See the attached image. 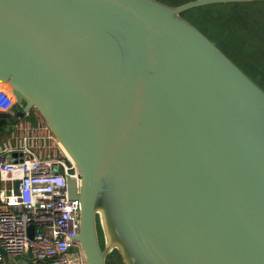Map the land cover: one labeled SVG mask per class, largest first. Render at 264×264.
Segmentation results:
<instances>
[{
    "label": "water",
    "instance_id": "obj_1",
    "mask_svg": "<svg viewBox=\"0 0 264 264\" xmlns=\"http://www.w3.org/2000/svg\"><path fill=\"white\" fill-rule=\"evenodd\" d=\"M253 2L0 0L4 115L77 170L84 264H264V90L183 16Z\"/></svg>",
    "mask_w": 264,
    "mask_h": 264
},
{
    "label": "built area",
    "instance_id": "obj_2",
    "mask_svg": "<svg viewBox=\"0 0 264 264\" xmlns=\"http://www.w3.org/2000/svg\"><path fill=\"white\" fill-rule=\"evenodd\" d=\"M13 106L12 95L0 85V114ZM23 130L16 144L0 146V263L2 253L15 259L32 253L34 264H84L75 241L79 202L67 193L68 179L78 180V172L45 144L55 140L49 130L48 136Z\"/></svg>",
    "mask_w": 264,
    "mask_h": 264
},
{
    "label": "trees",
    "instance_id": "obj_3",
    "mask_svg": "<svg viewBox=\"0 0 264 264\" xmlns=\"http://www.w3.org/2000/svg\"><path fill=\"white\" fill-rule=\"evenodd\" d=\"M158 1L179 6L193 0ZM187 15L194 16L195 21L188 20ZM183 16L209 39L215 40L223 53L245 73L249 71L250 64L253 65V59H264V2L211 5L187 11ZM231 50L236 53L232 54ZM250 75L264 90V77ZM9 121L7 116H1L0 129Z\"/></svg>",
    "mask_w": 264,
    "mask_h": 264
},
{
    "label": "crops",
    "instance_id": "obj_4",
    "mask_svg": "<svg viewBox=\"0 0 264 264\" xmlns=\"http://www.w3.org/2000/svg\"><path fill=\"white\" fill-rule=\"evenodd\" d=\"M0 116H5L4 114H0ZM27 117V118H26ZM23 120L21 119L17 123H9L7 125H4L2 129H0V139H3V143H11L16 144L17 140L20 139V135L24 133L23 128H29L31 130H34L37 134L41 136H45L44 126L41 123V119L31 112L29 115H27ZM40 126L42 127L40 129ZM10 127H13V131L8 132ZM21 130V131H19ZM8 134L9 137H6ZM6 137V138H5ZM47 145L50 148V151L57 156V151L55 146H57V143L55 140L48 139ZM1 146V145H0Z\"/></svg>",
    "mask_w": 264,
    "mask_h": 264
},
{
    "label": "rangeland",
    "instance_id": "obj_5",
    "mask_svg": "<svg viewBox=\"0 0 264 264\" xmlns=\"http://www.w3.org/2000/svg\"><path fill=\"white\" fill-rule=\"evenodd\" d=\"M187 18H188V20H190L191 22H193V21H195L194 19H195V17L194 16H191V15H187ZM204 25V24H203ZM205 27H208V26H206V25H204ZM210 40H212L213 42H215L216 43V41L215 40H213V39H210ZM231 53L232 54H234V53H236V52H233L232 50H231ZM250 58H252L251 56H250ZM254 58V57H253ZM254 61H252V64L253 65H251L250 64V68H249V71H250V73H248L249 71H247V73L246 74H248V75H250L251 77L253 76V77H264V59L263 60H257V59H253ZM263 82V84H264V80L262 81ZM27 118V117H26ZM23 120V119H22ZM44 125V124H43ZM11 131H13V127H10V129L8 130V132H11ZM9 135L10 134H8L6 137H9ZM46 136H48V130L46 131ZM5 137V138H6ZM3 140H4V138L3 139H0V145H2V142H3ZM43 143H45V141L43 142V141H41L40 142V144H42L43 145ZM46 145H47V141H46V143H45ZM55 147H57L56 148V151H57V156H61V155H63L64 156V153L62 152V150L58 147V145L57 146H55ZM107 264H116V261H115V258H114V256H110L109 258H108V260H107Z\"/></svg>",
    "mask_w": 264,
    "mask_h": 264
},
{
    "label": "bare ground",
    "instance_id": "obj_6",
    "mask_svg": "<svg viewBox=\"0 0 264 264\" xmlns=\"http://www.w3.org/2000/svg\"><path fill=\"white\" fill-rule=\"evenodd\" d=\"M5 90H8L9 91V89H8V87H7V85L6 84H0ZM63 153H64V155H67L64 151H63Z\"/></svg>",
    "mask_w": 264,
    "mask_h": 264
}]
</instances>
